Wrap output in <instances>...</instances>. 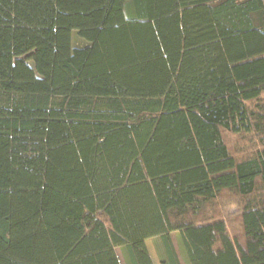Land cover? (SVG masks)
Instances as JSON below:
<instances>
[{
    "label": "trees",
    "instance_id": "1",
    "mask_svg": "<svg viewBox=\"0 0 264 264\" xmlns=\"http://www.w3.org/2000/svg\"><path fill=\"white\" fill-rule=\"evenodd\" d=\"M172 232L264 264V0H0V264H181Z\"/></svg>",
    "mask_w": 264,
    "mask_h": 264
},
{
    "label": "rangeland",
    "instance_id": "2",
    "mask_svg": "<svg viewBox=\"0 0 264 264\" xmlns=\"http://www.w3.org/2000/svg\"><path fill=\"white\" fill-rule=\"evenodd\" d=\"M73 39H74V43L75 44H80L81 43V41L79 39H77L75 36L73 37ZM226 142H227L228 145H231V147H232L233 145H237L236 143L238 142V139L236 138V140H235V137L228 136V137H226ZM170 236H171V240H172V242H173V244L175 246L176 252L178 254L180 263L181 264H186L184 259H183V257H182V255L180 254V250H179V247H178L176 234L174 232H172L170 234ZM154 241H157V239L156 238H152V239L150 238V240H148V245H149L151 251H152V248L155 249V247L153 246L154 245ZM115 251H116L117 256L119 257V260H120L121 264H125V260H124V257L122 255L121 249L120 248H116ZM152 255H153V258L155 260V263L156 264H161V263H159V259L160 258L157 257L158 253L156 251H154V253H153V251H152Z\"/></svg>",
    "mask_w": 264,
    "mask_h": 264
},
{
    "label": "crops",
    "instance_id": "3",
    "mask_svg": "<svg viewBox=\"0 0 264 264\" xmlns=\"http://www.w3.org/2000/svg\"><path fill=\"white\" fill-rule=\"evenodd\" d=\"M155 238H156V237H155ZM151 239H152V238H151ZM156 239H157V241H154V245H153V246L155 247V249L152 248V251H153V253H154V251H156V252L158 253L157 257L159 258L160 254H161V244H160L159 239H158V238H156ZM148 240H150V238H147V239L145 240V244H146L147 250H148V252H149V255H150L151 259H152L153 264H156V263H155V260H154V258H153V255H152V251H151V249H150V247H149V245H148ZM115 249H116V248H115ZM159 263H160V259H159Z\"/></svg>",
    "mask_w": 264,
    "mask_h": 264
}]
</instances>
